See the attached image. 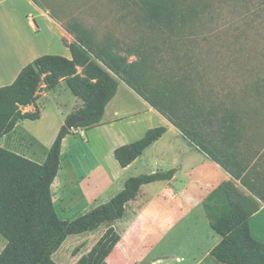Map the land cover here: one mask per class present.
<instances>
[{"label": "trees", "instance_id": "trees-1", "mask_svg": "<svg viewBox=\"0 0 264 264\" xmlns=\"http://www.w3.org/2000/svg\"><path fill=\"white\" fill-rule=\"evenodd\" d=\"M135 3L143 20L169 31L183 28L195 14L182 0ZM66 30L74 36L73 42L63 39L71 58L44 54L25 66L12 84L0 87V138L21 121L41 118L39 108L27 112L23 108L37 103L43 85L51 91L65 81L83 101L72 115L81 118L75 128L90 129L102 122L123 81L251 192L247 194L236 182L226 180L204 199L210 225L221 238L211 254L224 264H264V241L254 237L250 225L260 209L256 198L264 202V191L259 188L263 175L252 171L248 156L238 150V141L245 135L238 114L229 109H223L222 114L210 110L201 118L199 106L188 100L191 91L184 88L185 82L177 80L158 60L157 46L141 43L125 48L112 36L100 42L77 21ZM204 124L210 129L204 130ZM166 132L165 126L148 129L142 138L116 148L115 158L122 167L129 166ZM71 133L62 126L43 163L0 145V235L6 241L0 264H59L54 255L69 236L101 226L105 232L76 264H110L107 259L121 241L116 224L126 216L128 206L145 185L172 180L176 175L173 168L130 177L109 202L73 220L62 219L54 203L53 184L61 169L63 140Z\"/></svg>", "mask_w": 264, "mask_h": 264}, {"label": "rangeland", "instance_id": "rangeland-1", "mask_svg": "<svg viewBox=\"0 0 264 264\" xmlns=\"http://www.w3.org/2000/svg\"><path fill=\"white\" fill-rule=\"evenodd\" d=\"M37 1L63 27L66 28L74 21L80 22L100 42L112 36L125 48L141 43L157 46L158 60L177 80L185 82L187 87L184 88L191 91L188 100H193L199 106L201 118L206 117L210 110L222 114L223 109H229L238 114L245 134L238 141V150L248 156L252 171L262 172L263 179L259 182V188L264 191V0H182L183 6L193 8L195 14L186 26L174 31L155 27L143 20L135 0ZM65 38L71 42L74 36L67 33ZM51 49L49 51H53V54H71L70 51L66 53L60 42L51 44ZM134 59L131 57V60ZM78 103L83 104L65 82L51 90L48 97L37 100V108L41 111L39 120L24 121L7 139L21 142L28 136L32 137L33 149L30 151L34 156H31L36 159L43 157L50 150L62 126L66 125L79 107ZM118 105L122 110L142 109L130 98L122 100ZM23 111L26 112V109ZM135 119V123L133 119H126L116 127L94 130L90 133V139L93 141V136L99 139L112 138L115 134L124 133L136 141L150 128L167 127L158 115L147 113ZM206 129L210 128L204 124ZM175 132L169 130L159 145L146 154L143 165L129 171L128 179L161 169L169 170V161L175 155L185 160L189 155L186 148H189L191 142L188 143L184 138L174 145ZM77 138L79 145L87 148L80 150L81 155H85L90 148L82 140L87 137L78 135ZM97 146L91 150L93 159L107 167L104 159L106 147L100 146V140ZM65 164L66 160L63 162ZM214 184L211 182L210 186ZM163 187L156 184L143 187L139 201L129 206L128 218L118 223L119 233L128 236L125 237L127 242L123 251L124 260H129L130 264H153L154 261L156 264H189L190 260L197 259L220 238L211 227L202 205H194L191 211L179 210L178 219L170 228H164V223L160 229L154 226L159 216L166 214L153 209L149 211L151 206L141 219L134 220L132 217L135 211L152 199L146 194L159 193ZM159 198L177 208L186 205L184 196L177 194L161 192ZM55 206L62 213L63 205L58 200ZM92 209L87 204H73L65 219L73 220ZM137 224L151 236L138 235L139 230L135 229ZM105 230V226H101L93 232L69 236L54 255V260L59 264H75L77 260L74 257L88 253ZM4 241L0 235V250Z\"/></svg>", "mask_w": 264, "mask_h": 264}, {"label": "crops", "instance_id": "crops-1", "mask_svg": "<svg viewBox=\"0 0 264 264\" xmlns=\"http://www.w3.org/2000/svg\"><path fill=\"white\" fill-rule=\"evenodd\" d=\"M67 33L69 32L65 27H63L48 11L36 4L33 0H0V87L12 84L17 79L22 69L29 63L33 62L36 58L53 52L49 51L53 50L51 49V44L60 42L65 48L66 53L70 51V48L63 42ZM64 56L72 57L71 54L70 56L69 54ZM64 83L65 81H62L60 85ZM44 87L45 85H43L44 90L40 92L39 99L48 97L49 92H51L45 90ZM129 98L137 104V107L139 106L142 109L122 110L119 108L120 106L118 104L122 100L124 101V99ZM82 105L83 104H79L78 108ZM36 107L37 103L24 108L27 112L33 111L32 109H36ZM147 113L162 117L163 121L167 124V132L160 140L146 149L138 159L127 167H122L119 164L115 158L114 152L119 146L133 142V139H129V135H125L124 133L123 135L115 134L112 138L106 137L103 139L93 136V141L90 139V133L94 130L116 127L126 119H133V122L135 123V118L137 116ZM24 121L19 122L13 131L2 136L0 138V145L43 163L46 160L49 149L41 158L36 159L32 157L34 156L30 151L33 149L32 137L28 136L21 142H15L13 140L12 142L7 139L8 136L17 131ZM92 128L86 129L82 127H74L72 133L63 140L61 169L53 184V197L55 205L56 200L63 205L62 213L58 210L57 211L60 217L64 219L68 216L67 211H69L73 204L83 203L90 206V208H95L115 197L124 188L125 183L128 180L129 171L134 167L139 168L143 165L146 154L159 145L169 130L176 131L174 145L181 142L180 139H184L181 131L177 127H175L164 115L153 108L123 81L119 82L117 95L107 106L102 122ZM78 135L87 137V139L82 140V142L89 145L90 148L85 155H81L80 150L83 149L84 146L81 147V145H79L80 142L77 138ZM143 136L144 135H141L138 138L140 139ZM99 140L100 146L108 147V149L105 148L106 151L104 158L107 167L100 165L93 159L94 156L91 150L92 148L96 149L98 147L97 142H99ZM189 145V148L186 149L190 156H186L185 160H183L180 155H175L169 161V168H175L177 170L175 177L172 180L151 183L163 185L164 187L159 193L152 195L146 194L151 196L152 199L147 201V203L140 207L139 210L135 211L132 217L134 220L137 221L141 219L146 213L153 209L155 212L166 214L163 217L159 216L156 223H154V226L157 227V229H160V226L164 223V228H170L176 223L179 210L191 211L193 210L194 205L203 206L202 203L204 199L223 181L232 180L236 182L238 186H240L238 182L243 185L240 180L233 178V176L226 172L221 165L208 158L196 146L191 143ZM84 149L86 150L87 148L84 147ZM64 160H66L65 166L63 165ZM211 182L215 184L210 186ZM151 184H147L144 187ZM243 191L252 195L245 186ZM161 192L164 194L169 192L181 197L184 196L183 201L186 205L177 208L172 204L167 203L165 200L159 198ZM142 193L143 188L138 199L134 202L139 201ZM256 199L260 205V209L251 217L250 225L254 237L264 241V202L259 198ZM129 206L126 216L116 224L118 231H120L118 229V223L128 218V213H130ZM150 206V210L147 211ZM128 220L129 219H127V221ZM135 229L137 231L139 230V232H137L138 235L151 236L148 231L140 227L139 224L136 225ZM120 235L121 241L107 259L110 264H126L129 262L127 259L124 260L125 251H123L127 242L125 237L128 238V236ZM220 240L221 238L217 239L214 244L209 245L197 259L190 260L189 264H224L211 254V251ZM5 245L6 242L4 241L2 250ZM120 247H122V249H120ZM2 250H0V253ZM82 255L84 254L74 257V260L78 261ZM178 259L180 260V257H178ZM77 261H75V264ZM133 263L137 264V262H132V264ZM156 263V261L153 262V264Z\"/></svg>", "mask_w": 264, "mask_h": 264}, {"label": "water", "instance_id": "water-1", "mask_svg": "<svg viewBox=\"0 0 264 264\" xmlns=\"http://www.w3.org/2000/svg\"><path fill=\"white\" fill-rule=\"evenodd\" d=\"M81 121V118L80 117H77V116H72L66 123V126L69 128V129H73L76 124H78L79 122Z\"/></svg>", "mask_w": 264, "mask_h": 264}]
</instances>
